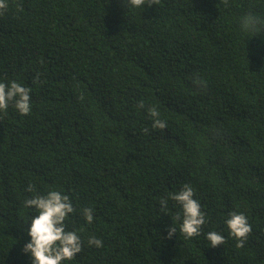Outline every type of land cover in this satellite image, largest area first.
Masks as SVG:
<instances>
[{"label": "trees", "instance_id": "obj_1", "mask_svg": "<svg viewBox=\"0 0 264 264\" xmlns=\"http://www.w3.org/2000/svg\"><path fill=\"white\" fill-rule=\"evenodd\" d=\"M6 3L0 82L30 88L31 112L0 111V264H32L22 248L38 213L24 202L50 190L69 195L66 230L83 242L63 264H264V31L240 26L249 11L264 18V0ZM149 107L167 129L152 128ZM185 183L207 218L190 239L171 199ZM232 211L252 226L243 248ZM209 231L227 243L211 247Z\"/></svg>", "mask_w": 264, "mask_h": 264}, {"label": "clouds", "instance_id": "obj_2", "mask_svg": "<svg viewBox=\"0 0 264 264\" xmlns=\"http://www.w3.org/2000/svg\"><path fill=\"white\" fill-rule=\"evenodd\" d=\"M225 8L230 7L229 0H220ZM147 4L160 5L161 0H127V5L134 8H143ZM7 9L6 0H0V15H3ZM241 28L249 33V36L264 31V18L254 15L251 11L244 14L240 19ZM255 33V34H252ZM39 73L36 74L35 80L39 81ZM193 85L200 90L207 87V82L199 75L194 74ZM30 88L22 86L16 81H12L10 85L0 82V111H7L11 103L21 115H28L31 112V96ZM138 108H144V101L141 100L137 104ZM148 114L152 118V128L164 131L167 129V121L160 118V112L155 107L148 108ZM142 131L148 132L145 128ZM26 190L28 192L35 191V185L29 183ZM195 190L185 183L181 190L171 194V199L182 207V223L180 232L185 239L200 236L203 227L207 223L206 213L202 211L201 204L194 199ZM160 207L167 212V199L160 200ZM25 207H32L38 213L32 216L31 225L28 229L30 241L25 243L22 251L30 253L32 264H63L64 261L73 260L77 254L83 250V242L81 236L76 231L66 230L65 221L70 214L76 212L72 201L67 194H63L57 190H50L46 195H35L33 198L27 199ZM94 210L85 207L81 210L88 224L94 221ZM180 219V216H177ZM229 235L236 239L237 248H243L248 237L252 233V226L248 222L247 217L243 213L232 211L226 220ZM177 232L174 226H170L167 232L169 239ZM206 239L211 247L216 248L227 243L224 235L217 231H209ZM89 246L102 247L103 242L95 236H89L87 241Z\"/></svg>", "mask_w": 264, "mask_h": 264}]
</instances>
